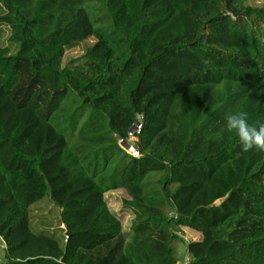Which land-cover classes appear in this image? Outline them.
Masks as SVG:
<instances>
[{
  "label": "trees",
  "instance_id": "1",
  "mask_svg": "<svg viewBox=\"0 0 264 264\" xmlns=\"http://www.w3.org/2000/svg\"><path fill=\"white\" fill-rule=\"evenodd\" d=\"M245 2L0 0V264H178V228L200 236L187 264H264V152L223 129L237 108L264 123V8ZM46 197L63 229L33 230Z\"/></svg>",
  "mask_w": 264,
  "mask_h": 264
},
{
  "label": "rangeland",
  "instance_id": "2",
  "mask_svg": "<svg viewBox=\"0 0 264 264\" xmlns=\"http://www.w3.org/2000/svg\"><path fill=\"white\" fill-rule=\"evenodd\" d=\"M244 8L245 11L248 12L249 16L256 15L261 8H264V0H246L244 3ZM6 36L7 34L4 30V33H1L0 36V48L7 46ZM93 42L94 41L90 39L78 47L68 50L63 57V66L72 60L80 59L84 55L86 49L90 47ZM12 53H14V51H12ZM128 142L133 143L135 140L129 138ZM104 198L109 210L112 211L120 220L123 233L127 234L129 232L132 216L122 207V201L127 199L126 192L124 190L111 191L106 193ZM58 215L59 209L50 202L49 198H44L42 201L32 207L31 225L33 230L38 231L46 229L50 231H58V229H63V227L58 222ZM174 232L179 238V241H177L173 247L174 256L178 264H187L189 259L186 253V244L199 241L200 236L199 234L187 228L174 229ZM3 251L4 245L0 240V252ZM0 257H2V254H0Z\"/></svg>",
  "mask_w": 264,
  "mask_h": 264
},
{
  "label": "clouds",
  "instance_id": "3",
  "mask_svg": "<svg viewBox=\"0 0 264 264\" xmlns=\"http://www.w3.org/2000/svg\"><path fill=\"white\" fill-rule=\"evenodd\" d=\"M223 129L229 134H235L243 152L252 150L264 152V123H250L247 111L237 108L227 112L224 116Z\"/></svg>",
  "mask_w": 264,
  "mask_h": 264
},
{
  "label": "water",
  "instance_id": "4",
  "mask_svg": "<svg viewBox=\"0 0 264 264\" xmlns=\"http://www.w3.org/2000/svg\"><path fill=\"white\" fill-rule=\"evenodd\" d=\"M139 122L135 121L134 126L132 127L131 130H133L136 126H138ZM120 147L125 150L127 153H132L133 151H135V148L130 146L128 143L126 142H122L120 141ZM0 254H2V257H0V263L5 261V251L0 252Z\"/></svg>",
  "mask_w": 264,
  "mask_h": 264
},
{
  "label": "built area",
  "instance_id": "5",
  "mask_svg": "<svg viewBox=\"0 0 264 264\" xmlns=\"http://www.w3.org/2000/svg\"><path fill=\"white\" fill-rule=\"evenodd\" d=\"M139 130H140V125L138 124V126H136L133 130H130V132L128 134L129 138L134 139L135 133L139 132ZM132 153H130V154H132V156H134V157L137 156V153L135 151H133Z\"/></svg>",
  "mask_w": 264,
  "mask_h": 264
}]
</instances>
